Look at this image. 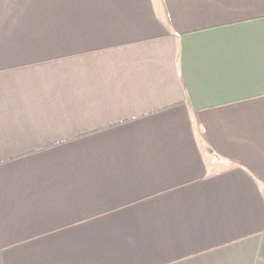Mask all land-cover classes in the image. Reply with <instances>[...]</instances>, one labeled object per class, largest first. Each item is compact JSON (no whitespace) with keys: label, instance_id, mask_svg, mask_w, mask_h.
I'll list each match as a JSON object with an SVG mask.
<instances>
[{"label":"crops","instance_id":"0c3cea01","mask_svg":"<svg viewBox=\"0 0 264 264\" xmlns=\"http://www.w3.org/2000/svg\"><path fill=\"white\" fill-rule=\"evenodd\" d=\"M0 264H264V0H0Z\"/></svg>","mask_w":264,"mask_h":264}]
</instances>
